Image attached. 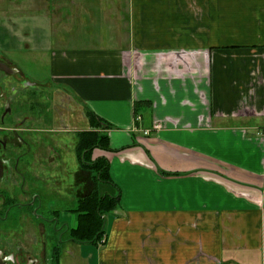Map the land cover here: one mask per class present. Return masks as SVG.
I'll return each instance as SVG.
<instances>
[{
	"label": "crops",
	"instance_id": "0c3cea01",
	"mask_svg": "<svg viewBox=\"0 0 264 264\" xmlns=\"http://www.w3.org/2000/svg\"><path fill=\"white\" fill-rule=\"evenodd\" d=\"M56 2L48 78L82 121L90 111L110 126L111 150L93 160H108L120 196L102 241L65 255L74 264H264V0ZM9 7L14 36L20 0H0L5 30ZM9 57L0 63L19 74ZM21 135L31 153L20 173H31L36 139ZM40 215L21 213L18 244L11 254L0 246V264L23 262L20 230L31 263L43 242L49 264L55 242ZM27 217L34 227L21 224Z\"/></svg>",
	"mask_w": 264,
	"mask_h": 264
},
{
	"label": "rangeland",
	"instance_id": "374dc122",
	"mask_svg": "<svg viewBox=\"0 0 264 264\" xmlns=\"http://www.w3.org/2000/svg\"><path fill=\"white\" fill-rule=\"evenodd\" d=\"M14 1L16 2V0ZM58 5L60 3L56 2V0H30V2L28 0H20L21 13L18 14L19 20L14 25L17 27L14 31L16 32L15 37L11 34L12 31L10 30L12 23L10 17L12 16L11 12L15 10L14 7H9L8 12L3 15L5 17L3 24L7 26L8 31L0 27V56H10L8 58L10 61L6 58L4 61L10 65V68L16 65L20 69L19 74L13 75L11 70H8L7 65L4 66L0 63V132L11 136L13 133L12 129H15L14 132L21 136L25 131H29L31 137L36 139L37 149L34 153H39L41 156L37 155L39 158L37 166L40 168L43 166L42 159L40 162V158H42L44 153V159L46 160L44 166L50 164L48 162L49 156L52 157L51 164H54V157H57L56 160L59 163L58 172L52 174V179L50 167H44L43 171L41 170L39 173L36 171L38 169H35L37 166L34 163L32 164L33 168L30 167L31 173H21L22 188L19 192L23 193L24 191V198L27 201H30L34 194L36 197L38 196L37 201L40 205L42 204L40 209L35 208L37 205L34 204L23 208L13 204L2 205L5 200V193L11 195L16 201H21V197L17 194V185L7 186L4 183H0V214L2 215L0 217V246L3 245L5 253L11 254V251L18 244L14 240V236L15 231L19 232L17 225L20 223V219L18 218L21 213L26 211L33 215L34 212L36 216L39 210V214L41 215L38 218L46 222L52 242H59L60 238L63 237L64 243H61L58 249L62 251V259L66 264H74L73 258L70 255H65V250L78 249L80 243L78 245L74 241L68 242L69 234L66 231H63L61 235L59 232L56 233L54 227H56L57 223L54 222L56 219L60 220V228L62 224L75 227L78 221V214L73 209L76 208L77 202L80 199V195L77 196V191L82 192L83 190V192H88L92 187V174L90 173H83L82 175L84 187L80 180H76L78 182L77 185L75 184V174L78 171L79 165L73 149L77 142L79 131L84 132L91 129V124L90 122L82 121L83 119L80 117L81 111L78 109L76 102L68 98L67 94L48 78L49 52L57 47L56 42L51 38V33L48 32V21L53 16L51 12H58ZM2 6L4 7V5ZM29 6L34 7L33 11H36L35 14L30 16L27 15L30 12L27 11L30 8ZM0 15H2L1 8ZM4 50H9V54ZM104 129L102 127L98 130L101 134H105ZM57 144L59 146L63 144V148H60ZM46 150L49 152H46ZM2 158L3 163L5 161L9 163L10 154L7 152L1 156ZM34 175L35 181L32 178ZM5 180L4 178L2 181ZM24 181L26 182L25 185ZM32 182L34 184L31 187L30 184ZM11 206L12 208H10ZM25 220V224L24 221L21 223L25 228L29 224L34 227V222L30 217H27ZM20 232V237L16 238V240H20V251H25L22 254L23 262L21 264H32L31 257L35 255H29L27 252L30 251L33 244L29 241L30 238L27 231L20 230ZM40 244V246H36L40 251L36 255L37 260H34L35 264H43V258L46 259L47 256L45 245H43V242ZM51 254L49 250V261L47 260L49 264ZM9 262L13 263V261Z\"/></svg>",
	"mask_w": 264,
	"mask_h": 264
},
{
	"label": "trees",
	"instance_id": "16d2710c",
	"mask_svg": "<svg viewBox=\"0 0 264 264\" xmlns=\"http://www.w3.org/2000/svg\"><path fill=\"white\" fill-rule=\"evenodd\" d=\"M86 114L91 129L79 134L78 157L83 173L92 174V187L90 191H84L73 210L78 214V221L75 227L68 230V240L97 244L106 234L105 216L117 208L120 196L114 190L116 187L110 179L108 160L99 158L91 162L96 149L111 150L108 136L101 134L98 130L102 127L110 128V126H105L102 120L92 112L87 111ZM58 249L55 247L53 251L54 264H59L61 257V251Z\"/></svg>",
	"mask_w": 264,
	"mask_h": 264
},
{
	"label": "flooded vegetation",
	"instance_id": "af4514ba",
	"mask_svg": "<svg viewBox=\"0 0 264 264\" xmlns=\"http://www.w3.org/2000/svg\"><path fill=\"white\" fill-rule=\"evenodd\" d=\"M13 130V133L11 134V136L9 135V134H7V133H2V132H0V183H4L5 185H11V186H15V185H17L18 187H17V194L18 195H20V197H22V199L23 200H25V202H24V204H18L17 202H12L13 200H14V198L11 196V195H8L7 193H5V195H4V198H5V201H6V203H7V205L8 204H13V205H15V206H19L20 208H23V207H27V206H29V205H33V204H35L36 203V201H37V198H39L38 196L36 197V195L34 194V198L32 197L31 199H30V201H27L23 196L25 195V193H24V191H23V193H20L19 192V190H21V180H22V178L19 180L18 179V177H21V173H20V169H19V164H20V162H21V160H23V157H24V159L25 158H28L29 157V155H30V153H29V149L27 148H22L25 144H27V142H26V139L24 138V137H22V135L20 136L18 133H15L14 131H15V129H12ZM89 130V129H88ZM81 132H83V131H79V133L77 134V142L75 143V145H74V151H75V155H76V158H77V163H78V165H79V167H78V171L76 172V174H75V184L77 185V182L80 180V182H81V184L83 185V187H84V182H83V168H82V165H81V162H80V160H79V157H78V144H79V134L81 133ZM41 145V144H40ZM62 145L63 144H61V146H59L58 144H57V146H59L60 148H63L62 147ZM57 146H56V148H57ZM46 147V146H45ZM20 148V149H19ZM41 148H42V145H41ZM48 148V147H47ZM38 149H40V148H38ZM59 150V149H58ZM9 153L10 154V158H9V163L8 162H4L3 163V158L1 159V156H3L5 153ZM46 152H49V151H47L46 150ZM47 154V153H46ZM65 155V154H64ZM33 157V158H32ZM31 157V159H32V162H31V160L29 161L30 162V164L29 165H31V164H33V163H35L36 165H38L39 163H37V157H36V154H33V156ZM51 157V156H50ZM56 158L57 157H54V159H55V161H54V164H47L46 166H44L43 165V167L41 166V168L40 167H38L37 169L38 170H36L37 172H41V170H43V168L44 167H50V176H51V179H52V174H54V173H57L58 172V161L56 160ZM58 158H60V157H58ZM5 159V158H4ZM2 161V162H1ZM49 162V161H48ZM91 162H93V157H92V161ZM50 163V162H49ZM56 163V164H55ZM52 168V169H51ZM53 172V173H52ZM53 176H56V175H53ZM6 179L5 181H2L3 179ZM79 178V179H78ZM76 180H78V181H76ZM16 181H18V182H16ZM6 182V183H5ZM17 183V184H16ZM24 183V185L26 184V182L24 181L23 182ZM23 183H22V185H23ZM32 185L34 184V182H32L31 183ZM32 187V186H31ZM83 190H82V192L81 191H77V196H83ZM81 198V197H80ZM8 201V202H7ZM39 203V202H38ZM4 205V204H3ZM41 205H37V206H35V208H37V209H40L41 207H40ZM77 206V205H76ZM10 208H12V206L10 207ZM39 211V210H38ZM38 211H37V213H38ZM8 213V212H7ZM2 215L0 214V217H1ZM8 216H9V214H8ZM8 216H7V218H8ZM54 223H57V225H56V227H54V231L56 232V233H58L59 232V234L61 235L62 234V232L63 231H66L67 232V234H68V230H70L71 228H73V227H69L68 225L66 226V225H64V224H62V227L60 228L59 227V224L61 223V221L60 220H55V222ZM54 223H53V225H54ZM55 226V225H54ZM61 229V230H60ZM68 241H70V240H68ZM61 243H64V241H63V237L62 238H60V241L58 242V241H56L55 242V247H60L59 245L61 244ZM54 249V248H53ZM52 258H51V261H50V263L51 264H54V261H53V256H51ZM32 264H35V262H33Z\"/></svg>",
	"mask_w": 264,
	"mask_h": 264
}]
</instances>
